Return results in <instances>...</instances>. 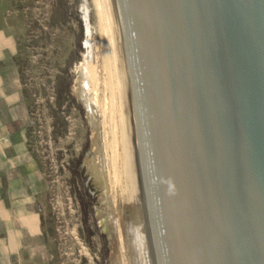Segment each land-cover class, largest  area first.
Segmentation results:
<instances>
[{"label": "water", "instance_id": "obj_1", "mask_svg": "<svg viewBox=\"0 0 264 264\" xmlns=\"http://www.w3.org/2000/svg\"><path fill=\"white\" fill-rule=\"evenodd\" d=\"M135 264H264V0H98Z\"/></svg>", "mask_w": 264, "mask_h": 264}, {"label": "rangeland", "instance_id": "obj_2", "mask_svg": "<svg viewBox=\"0 0 264 264\" xmlns=\"http://www.w3.org/2000/svg\"><path fill=\"white\" fill-rule=\"evenodd\" d=\"M111 43L98 0H0L48 264H135L105 112Z\"/></svg>", "mask_w": 264, "mask_h": 264}, {"label": "crops", "instance_id": "obj_3", "mask_svg": "<svg viewBox=\"0 0 264 264\" xmlns=\"http://www.w3.org/2000/svg\"><path fill=\"white\" fill-rule=\"evenodd\" d=\"M0 58V264H48L37 232L38 171L26 147L23 122L14 120L21 109L18 91L7 87L12 77Z\"/></svg>", "mask_w": 264, "mask_h": 264}, {"label": "bare ground", "instance_id": "obj_4", "mask_svg": "<svg viewBox=\"0 0 264 264\" xmlns=\"http://www.w3.org/2000/svg\"><path fill=\"white\" fill-rule=\"evenodd\" d=\"M81 96L83 97V100L85 101V100H86V99H85L86 97L83 96V94H82ZM84 97H85V98H84ZM85 102H88V101H85ZM85 102H84V103H85ZM86 104H87V103H86ZM89 104H90V102H89ZM87 108H91V107H88V106H87ZM88 110H89V109H88Z\"/></svg>", "mask_w": 264, "mask_h": 264}]
</instances>
